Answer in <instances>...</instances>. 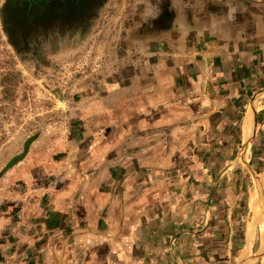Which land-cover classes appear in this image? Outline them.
I'll use <instances>...</instances> for the list:
<instances>
[{
    "label": "crops",
    "instance_id": "crops-1",
    "mask_svg": "<svg viewBox=\"0 0 264 264\" xmlns=\"http://www.w3.org/2000/svg\"><path fill=\"white\" fill-rule=\"evenodd\" d=\"M116 22L76 79L60 157L27 156L7 176L24 187L1 193L0 264H178L218 246L237 257L219 223L245 181L242 250L261 257L264 164L249 155L264 128V0H120Z\"/></svg>",
    "mask_w": 264,
    "mask_h": 264
},
{
    "label": "rangeland",
    "instance_id": "rangeland-1",
    "mask_svg": "<svg viewBox=\"0 0 264 264\" xmlns=\"http://www.w3.org/2000/svg\"><path fill=\"white\" fill-rule=\"evenodd\" d=\"M10 1L0 0V200L1 193L12 187L8 186L10 170L25 157L43 162L60 157V128L66 133L77 121L75 102L80 91L76 79L88 77L93 61L104 55L105 32L117 30L120 11V0H97L95 4L87 3L80 16H66L53 27L26 33L19 24L11 25L13 19L5 8ZM94 40L97 44L91 46ZM83 44V52H78L77 48ZM258 137L249 160L259 171L264 164V128H260ZM32 147L34 150L29 153ZM20 166L24 172L27 163ZM12 185L18 190L24 187L23 182ZM255 188V181L252 185L245 181L241 200L230 212L232 218L227 215L226 222L230 221L232 231L227 230L226 235H233L236 243L241 242L231 250L234 254L239 251L237 257H220L225 249L218 246V250L210 248V254H218L215 257H192L193 261L181 257L178 264H264V227L260 228L253 247L261 257L249 261L247 252L242 257L244 228L252 217L249 190L254 193ZM262 202L261 199L260 208ZM226 222L219 223L220 232L228 228Z\"/></svg>",
    "mask_w": 264,
    "mask_h": 264
},
{
    "label": "flooded vegetation",
    "instance_id": "flooded-vegetation-1",
    "mask_svg": "<svg viewBox=\"0 0 264 264\" xmlns=\"http://www.w3.org/2000/svg\"><path fill=\"white\" fill-rule=\"evenodd\" d=\"M95 1L97 3V0H11L5 8L13 19L11 25L19 24L27 33L35 28L53 27L66 16H80L85 5L95 4Z\"/></svg>",
    "mask_w": 264,
    "mask_h": 264
},
{
    "label": "water",
    "instance_id": "water-1",
    "mask_svg": "<svg viewBox=\"0 0 264 264\" xmlns=\"http://www.w3.org/2000/svg\"><path fill=\"white\" fill-rule=\"evenodd\" d=\"M258 177V176H257ZM259 178V181H261V178ZM261 184V189H262V192H263V195H264V186L262 185V183L260 182ZM214 192V189H212V192H211V195L213 194ZM263 215H264V200L262 202V206H261V209H260V212L258 214V218H257V224L259 225L263 219ZM249 245V241L245 243L244 247H247ZM242 256L244 257V250H242Z\"/></svg>",
    "mask_w": 264,
    "mask_h": 264
},
{
    "label": "bare ground",
    "instance_id": "bare-ground-1",
    "mask_svg": "<svg viewBox=\"0 0 264 264\" xmlns=\"http://www.w3.org/2000/svg\"><path fill=\"white\" fill-rule=\"evenodd\" d=\"M256 193H257V203H258V207H259V205H260V201H261V196H260V192L259 191H256ZM253 201V200H252ZM253 203V202H252ZM250 225V224H249ZM263 226H264V222H263ZM245 250V249H244ZM245 252H247V254H248V256H249V250H247V251H245ZM249 258V261L251 260V259H253V257L252 256H249L248 257ZM242 261V260H241ZM247 262V261H246Z\"/></svg>",
    "mask_w": 264,
    "mask_h": 264
}]
</instances>
